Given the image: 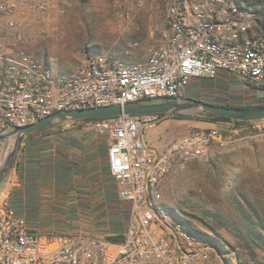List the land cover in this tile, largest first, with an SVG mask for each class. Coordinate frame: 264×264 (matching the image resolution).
<instances>
[{"label":"built area","instance_id":"1","mask_svg":"<svg viewBox=\"0 0 264 264\" xmlns=\"http://www.w3.org/2000/svg\"><path fill=\"white\" fill-rule=\"evenodd\" d=\"M165 1L164 40L145 59L126 63L90 55L61 72L25 48L47 2L0 0V133L61 109L183 98L193 79L221 73L264 84V0ZM163 118L155 113L87 121L110 140V172L121 197L131 202L123 233H42L2 199L0 264H241L237 249L199 237L163 202L165 179L207 157L219 129H195L159 151L143 132Z\"/></svg>","mask_w":264,"mask_h":264},{"label":"rangeland","instance_id":"2","mask_svg":"<svg viewBox=\"0 0 264 264\" xmlns=\"http://www.w3.org/2000/svg\"><path fill=\"white\" fill-rule=\"evenodd\" d=\"M43 1L49 5L48 10L39 11V24L28 36L25 48L56 71H72L88 56L98 54L126 63L138 62L164 40L165 0ZM187 98L257 106L264 104V84L229 74L200 77L192 80L182 99ZM198 114L205 113L175 118L189 123L210 121L220 135L207 157L188 161L165 179L163 202L210 240L237 249L241 264H264V242L248 236L252 248L246 247L237 231L245 220L234 201L236 196L242 198L240 193L254 200L264 197V119L228 122ZM65 120L53 124L87 122ZM173 128L186 129L184 123ZM196 128L191 127L189 132Z\"/></svg>","mask_w":264,"mask_h":264},{"label":"crops","instance_id":"3","mask_svg":"<svg viewBox=\"0 0 264 264\" xmlns=\"http://www.w3.org/2000/svg\"><path fill=\"white\" fill-rule=\"evenodd\" d=\"M180 123L186 129L173 128ZM212 125L210 121L189 123L171 115L146 127L143 136L150 146L162 151L191 127H216ZM15 140L16 135L0 142L4 157L0 166ZM109 146L110 140L87 122L51 124L28 133L5 173L0 200H9L30 228L42 233L121 234L131 202L121 197L110 172Z\"/></svg>","mask_w":264,"mask_h":264},{"label":"water","instance_id":"4","mask_svg":"<svg viewBox=\"0 0 264 264\" xmlns=\"http://www.w3.org/2000/svg\"><path fill=\"white\" fill-rule=\"evenodd\" d=\"M163 113V117L171 116L176 113H207L218 116L227 117L233 120L253 121L264 119V108L247 109L234 106H226L210 103L205 100L190 98H174L161 101H129L123 104H109L104 106H96L91 108L79 109H61L57 110L46 117L26 126H17L13 129L0 133V142L16 135L13 149L7 154L2 165L0 166V187L5 173L10 166L13 156L19 149L20 143L24 136L28 133L38 131L54 122L62 119H88L101 118L119 115H135V114H155ZM2 153V152H1ZM0 154V161L3 159ZM121 238V237H115Z\"/></svg>","mask_w":264,"mask_h":264},{"label":"trees","instance_id":"5","mask_svg":"<svg viewBox=\"0 0 264 264\" xmlns=\"http://www.w3.org/2000/svg\"><path fill=\"white\" fill-rule=\"evenodd\" d=\"M250 1V0H246ZM259 1V0H257ZM190 99V98H187ZM166 100L163 98H156V99H144V101L147 102H153V101H161ZM209 102V101H208ZM213 103V102H210ZM220 105H226V106H234L239 108H247V109H259L264 108V104L257 105V106H242V105H231V104H222V103H215ZM161 116H163V113H159ZM204 115L206 117H209L213 120H227L232 121L233 119L218 116L214 114H198V116ZM173 117H190L187 116L184 113H176L172 115ZM98 118H88V119H77L78 121H91ZM236 122H244L240 120H234ZM242 198H239V196H236L234 198L236 207L241 211V215L244 218L245 222L238 228V233L242 235L244 241L246 242V247L252 248V245L250 246L249 239L253 241H259L264 242V197L256 198L255 200L253 198H250L249 196H246L243 193H240ZM189 228L199 237L204 239H211L207 234L204 232H201L199 230L193 229L191 226ZM204 236L208 237L205 238ZM249 236V239L247 237Z\"/></svg>","mask_w":264,"mask_h":264}]
</instances>
